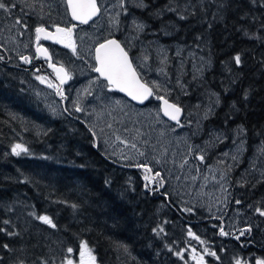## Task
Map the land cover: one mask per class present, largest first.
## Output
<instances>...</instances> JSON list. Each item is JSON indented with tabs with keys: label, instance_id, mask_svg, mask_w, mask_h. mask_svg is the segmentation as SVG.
Listing matches in <instances>:
<instances>
[{
	"label": "rangeland",
	"instance_id": "374dc122",
	"mask_svg": "<svg viewBox=\"0 0 264 264\" xmlns=\"http://www.w3.org/2000/svg\"><path fill=\"white\" fill-rule=\"evenodd\" d=\"M5 3L10 10H0V48L13 63H19L18 58L26 53L32 54L37 27L49 28L54 36L56 27L72 28L75 52L66 47L67 40L52 39L56 42L49 52L58 68L64 69L68 82L61 84L47 67L42 74L11 72L12 84L2 85L0 109L37 138L48 133L55 122L72 126L68 112L91 130L105 158L129 168L120 170L130 184L138 185L140 181L142 192L166 198V202L157 203L153 213L148 256L140 260L129 254L127 263L244 261L236 245L251 230L264 229V216L256 211L263 210L259 204L264 206V198L255 202L244 193L246 186L264 180V145H255L248 152L241 129L228 136L223 130L207 127V119L219 105L218 97L202 84L203 73L211 66L208 58L173 41L177 29L170 22L161 23L153 32L138 13L135 18L127 5H135L137 12H142L146 8L142 0H123V7L121 0H98L102 14L85 29L72 24L65 0ZM13 4L15 7H11ZM190 6L187 0L185 9ZM121 17L131 22L122 26ZM139 24L142 30L136 27ZM115 35H120L141 79L153 87L156 97L145 107H136L116 92H109L106 83L94 74L95 47ZM0 57L4 58L1 52ZM0 79L4 82L5 77L0 74ZM157 96L183 107L182 121H165ZM91 143L95 146L94 140ZM22 147L27 151L20 155L27 154L28 148ZM145 168L152 171L146 173ZM145 175L150 179L145 180ZM221 229L228 234L221 235ZM241 231L244 235H240ZM56 245L55 250L62 251V244ZM212 252L216 255L209 254ZM71 260L80 264V252L76 261Z\"/></svg>",
	"mask_w": 264,
	"mask_h": 264
},
{
	"label": "trees",
	"instance_id": "16d2710c",
	"mask_svg": "<svg viewBox=\"0 0 264 264\" xmlns=\"http://www.w3.org/2000/svg\"><path fill=\"white\" fill-rule=\"evenodd\" d=\"M142 1L146 8L137 13L149 29L156 32L170 22L177 29L173 41L210 61L202 84L219 105L207 127L228 136L241 129L248 152L264 145V0H189V10L187 0ZM1 90L0 85L2 104ZM71 122H55L37 138L0 109V264H66L65 258L76 261L82 242L95 264H137L127 263L126 256H148L153 213L166 198L142 192L140 181L130 184L91 143L89 128ZM15 144L28 153L15 156ZM246 187L245 195L263 200L264 180ZM39 216H48L56 227ZM56 244L62 251L55 250ZM236 248L253 264L264 260V229L251 230Z\"/></svg>",
	"mask_w": 264,
	"mask_h": 264
},
{
	"label": "snow or ice",
	"instance_id": "6c2138e0",
	"mask_svg": "<svg viewBox=\"0 0 264 264\" xmlns=\"http://www.w3.org/2000/svg\"><path fill=\"white\" fill-rule=\"evenodd\" d=\"M67 6L71 10L72 19L80 21L82 24L88 23V20L91 19L99 12V8L97 7L96 0H67ZM121 6H123V0H121ZM11 7H15V5H11ZM0 10H4L8 12L10 7L5 3V0H0ZM183 19V17H181ZM16 23H20L19 20ZM139 29H143V25H136ZM37 34V39H39L40 34L44 33L46 38L49 39H58V42L68 41L66 43V47H70L75 52V46L71 42L72 36V28H60L56 27V35L54 36L52 33H48L45 31L43 27H37L35 29ZM38 51H42L44 54L47 53L46 49H38ZM2 58V57H0ZM25 62H28L27 57H23ZM95 59L97 61L98 66L94 68V71L99 73L105 80H107L108 85L118 89L121 92H125L128 96H130L133 100H137L143 103L146 99L154 95L153 87H149L147 83H142L136 69L133 67L131 60L129 59L128 53L124 50L123 47L116 40H107L105 43L99 45L96 48ZM235 62L237 65L241 63L240 56H235ZM57 78L60 79L61 83H64L66 79L69 77L65 73L64 76H61L60 73L64 72V69L61 67L56 69ZM52 85L50 84L49 87ZM158 87V86H157ZM157 99L163 100L164 108L163 112L165 116H168L172 120H178V114L181 109L174 104H170L167 99H164L161 96H157ZM77 111H80L77 108ZM135 147V145H133ZM15 155H20L22 151H27V149L23 148L22 145L17 144L12 149ZM264 152V148L261 149ZM203 159V157H200ZM152 170L150 168H145L146 173H150ZM160 173L157 172L156 176H159ZM150 177L145 175V180H149ZM163 181H161V184ZM239 203V201H237ZM73 207H76L73 205ZM256 211L264 216V210L257 208ZM43 223L52 226L53 228L56 225L52 222V220L48 216H39L37 217ZM3 223L7 224L9 221L5 220ZM0 231H4V229H0ZM163 231V229H161ZM245 231H250L247 229ZM12 234V233H10ZM223 229H221V235H227ZM240 235H244V231H241ZM239 237H237L238 239ZM7 248V245H4ZM67 251L71 253L73 251L72 248H68ZM207 251V250H206ZM210 255L215 256L214 252L209 253ZM177 255H180L177 253ZM218 258V257H217ZM95 256L92 255L91 250L88 248L86 242H82L80 245V264H95ZM66 264H73L71 259H67ZM235 264H246V262L241 259H236ZM256 264H264V260H257Z\"/></svg>",
	"mask_w": 264,
	"mask_h": 264
},
{
	"label": "flooded vegetation",
	"instance_id": "af4514ba",
	"mask_svg": "<svg viewBox=\"0 0 264 264\" xmlns=\"http://www.w3.org/2000/svg\"><path fill=\"white\" fill-rule=\"evenodd\" d=\"M98 2V0H97ZM98 6H99V3H98ZM123 7V6H122ZM100 8V6H99ZM127 8L128 10H130L133 14H134V17L137 18V8L136 6H130V5H127ZM123 13V12H122ZM121 13V14H122ZM102 14V11H101V8H100V15L99 17L101 16ZM69 16V15H68ZM98 17V18H99ZM97 18V19H98ZM96 19V20H97ZM71 20V19H70ZM93 21L92 23L88 24V25H82V24H76L74 22H72V24L78 28V29H85V28H88L90 25H92L93 23L96 22ZM121 25H128L131 21L124 18V17H121ZM31 27V26H30ZM48 33H50L48 30L49 28H44ZM116 36V35H115ZM111 36L109 37L108 39L106 40H109V39H117L119 42H120V35L119 36ZM105 40V41H106ZM53 40L52 39H49V38H46L45 37V34L42 35V37H40L39 39H37V34H36V38L34 39L33 41V44H32V54H29V53H26L24 54L23 56L19 57L18 58V62L19 63H13L12 60L10 59L9 55L7 54V52L5 50H3L2 48H0V52L2 53V55L4 56V58H0V74H2L5 79H4V82H0V85L2 87L3 84H6L8 83L9 84H12L11 80H10V76H9V73L11 72H14V73H18V74H22V73H30V72H34L36 74H42L43 72H45L47 69H50L49 66H50V63L47 61V60H44L43 58H40L37 54V50L38 49H46L47 52L49 53L50 57H51V64L54 66V67H58V64L54 58V56L49 52L50 48H52L55 44V42H52ZM104 42V41H103ZM120 44L123 46V44L120 42ZM124 47V46H123ZM124 49L126 50V48L124 47ZM127 51V50H126ZM127 53L130 55V53L127 51ZM131 56V55H130ZM23 57H27L28 58V62H25V60L23 59ZM36 57V58H34ZM132 59V57H131ZM44 67H47V69L45 70ZM47 72V71H46ZM51 72H53L54 74V77L55 79L57 80V73H56V70L55 69H52ZM99 79V78H98ZM59 80V79H58ZM1 81V79H0ZM60 81V80H59ZM68 81V80H67ZM101 81V80H100ZM61 82V81H60ZM104 82V81H103ZM108 91L109 92H112L114 93L115 91L114 90H110L109 87H108ZM63 110L65 111L66 108L65 106H63ZM67 112V111H66ZM70 119V121H73V122H82L84 124L83 121H81L79 118H75V117H71L68 112L66 113ZM93 138H95L93 136ZM94 141L96 142V140L94 139ZM97 143V142H96ZM98 145V143L96 144ZM248 248V247H247ZM244 262H246V264H253V262L251 261V258L249 257H246L243 259ZM203 261L205 262V260L203 259ZM204 264V263H203Z\"/></svg>",
	"mask_w": 264,
	"mask_h": 264
},
{
	"label": "water",
	"instance_id": "95a60500",
	"mask_svg": "<svg viewBox=\"0 0 264 264\" xmlns=\"http://www.w3.org/2000/svg\"><path fill=\"white\" fill-rule=\"evenodd\" d=\"M96 3H97V7L99 8V6H98V2H97V0H96ZM65 4H66V8H67V12H68V15H69V18L72 20V22H74V23H76V24H82V23H80V21H78V20H74V19H72V16H71V10L68 8V6H67V0H65ZM99 15H100V8H99V12L95 15V16H93L91 19H89L88 20V23H86V24H82V25H88V24H90V23H92L93 21H95L98 17H99ZM46 31V30H45ZM47 32V31H46ZM44 33H41L40 34V37H42V35H43ZM39 37V38H40ZM109 40H116L119 44H120V42L117 40V39H109ZM107 41V40H106ZM106 41H104V42H102V43H105ZM102 43H100V44H102ZM99 44V45H100ZM99 45L98 46H96L95 47V49H94V62H95V67H97L98 66V64H97V61H96V59H95V55H96V48L97 47H99ZM121 45V44H120ZM121 47H123L122 45H121ZM124 48V47H123ZM41 49H43V48H41ZM125 50V49H124ZM126 51V50H125ZM127 52V51H126ZM37 54H38V56L40 57V58H43L44 60H47L49 63H50V66H49V68L50 69H59L58 67H54L52 64H51V57H50V55H49V53L47 52L46 54H44L42 51H38L37 50ZM128 56H129V59L131 60V62H132V59H131V56L128 54ZM132 64H133V62H132ZM133 67H134V64H133ZM135 68V67H134ZM136 69V68H135ZM136 72H137V70H136ZM57 73V72H56ZM94 74L95 75H97V77L99 78V80H101V81H104L105 83H106V85L109 87V89L110 90H114L118 95H120L121 97H123V98H125L129 103H131L132 105H134V106H136V107H140V108H142V107H145L146 105H148L150 102H152L154 99H155V97H156V95H155V92H154V95L153 96H151V97H149L148 99H146L143 103H141V102H139V101H137V100H133L130 96H128L125 92H121V91H119L118 89H115L114 87H112V86H109L108 85V82H107V80H105L102 76H100V74L99 73H97V72H95L94 71ZM137 74H138V76H139V78H140V80H141V82L142 83H145L142 79H141V77H140V75H139V73L137 72ZM62 75L64 76L65 75V73L64 72H62ZM57 77V76H56ZM58 79V78H57ZM60 80V79H59ZM68 79H66L65 80V82L67 83L68 81H67ZM64 82V83H65ZM61 84H63V83H61ZM149 86V85H148ZM150 87V86H149ZM154 91V90H153ZM165 99V98H164ZM157 101H158V103H159V110H160V114H161V116H162V118L165 120V121H167V122H169V123H177V121L176 120H172V119H170L168 116H165L164 115V112H163V108H164V104H163V100H160V99H157ZM170 104H174V103H172V102H170V101H168ZM174 105H176V104H174ZM177 106V105H176ZM177 107H179V106H177ZM180 109H181V111H180V113L178 114V120H179V122L180 121H182V118H183V115H184V110H183V108L182 107H179ZM93 135V134H92ZM94 136V135H93ZM97 144V143H96ZM97 146V145H96ZM113 164L115 165V166H117L118 168H121V169H129L128 167H125V166H120L119 164H116V163H114L113 162Z\"/></svg>",
	"mask_w": 264,
	"mask_h": 264
},
{
	"label": "bare ground",
	"instance_id": "6f19581e",
	"mask_svg": "<svg viewBox=\"0 0 264 264\" xmlns=\"http://www.w3.org/2000/svg\"><path fill=\"white\" fill-rule=\"evenodd\" d=\"M178 105V104H177ZM183 108V107H182ZM99 147V146H98ZM110 162H112L111 160H110ZM121 166V165H120ZM127 167V166H126ZM123 170V169H122ZM137 170V169H136ZM132 172V171H131Z\"/></svg>",
	"mask_w": 264,
	"mask_h": 264
}]
</instances>
